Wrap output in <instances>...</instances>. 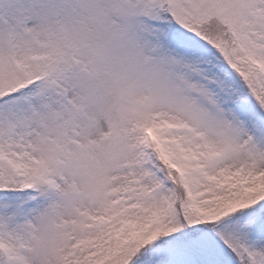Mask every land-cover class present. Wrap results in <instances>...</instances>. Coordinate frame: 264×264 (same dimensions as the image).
<instances>
[{
    "label": "rangeland",
    "instance_id": "rangeland-1",
    "mask_svg": "<svg viewBox=\"0 0 264 264\" xmlns=\"http://www.w3.org/2000/svg\"><path fill=\"white\" fill-rule=\"evenodd\" d=\"M214 2L234 45L190 21ZM260 208L264 0H0V264H264Z\"/></svg>",
    "mask_w": 264,
    "mask_h": 264
},
{
    "label": "trees",
    "instance_id": "trees-1",
    "mask_svg": "<svg viewBox=\"0 0 264 264\" xmlns=\"http://www.w3.org/2000/svg\"><path fill=\"white\" fill-rule=\"evenodd\" d=\"M163 15L164 13L160 17L163 18ZM190 21L192 25L195 27L196 32L207 40L220 39L223 42H227L228 43L227 45H230L232 42L236 43L234 42L235 41V36H234L235 31H234V26L232 24V18L230 15H227L223 11L222 7L218 5L216 2L212 3L211 8L208 11H206L204 14L194 16L190 19ZM231 45H234V44H231ZM153 145L154 144L152 142V146ZM152 146L150 145V148H152ZM158 165L163 170L162 175L170 179L169 181L171 185H173V188L179 200L180 201L187 200L188 198L187 186H189L191 200L193 201L194 196L192 195L190 185L189 184L184 185V182H182V179H180L181 173H180V170L178 169V166H175L173 164L168 165L164 163V161L160 158H159ZM175 206L179 209L180 202L178 201L175 204ZM196 209L198 210L197 206L195 205V208H194V206L192 205L191 207L184 206V208L180 210L179 214L182 220L181 229H183L184 232L187 231V234H192L193 231H194L193 234H197V235H200L203 231H208L215 235L217 233V235L220 236L219 238L225 240V238L223 237L224 236L223 228L224 226L227 225L225 221L227 218H224L222 220L221 219L208 220L199 210L198 212ZM254 213H256L255 215L259 219L258 221L264 220V209L263 208L255 210ZM233 217L238 218L239 215L235 214ZM258 223H261V222H258ZM190 231L191 233H189ZM158 235L160 236L156 238L155 240L156 242H154L151 246L157 245L158 247H162L164 245H167L166 243L168 240L174 239V238H170V236L173 235V232L172 234H169V235H166L165 233H160ZM176 235H181V233H178ZM177 238H180V237L177 236ZM134 240L135 242H137L138 246L141 245L140 241H137L136 238H134ZM225 243H227L226 247L232 250V257L235 260L239 261L240 264H250L249 263L250 261L248 260V258H245V256H241V259L237 256V254L239 253L237 250L233 252V249H235V245H239V244H237L236 242H232L230 243L231 244L230 245L227 241ZM239 243L241 244L242 241H239ZM143 249L145 250L146 247H144ZM143 249H140V250H143ZM140 254H142V252ZM2 256L3 254L0 251V257ZM147 257H150V251L145 250L143 255L140 256L138 260H136L133 264H137L138 262L144 259H147ZM157 261L158 260L156 259L155 263H152V264H157ZM0 263H1V259H0ZM145 264H150V263L145 262Z\"/></svg>",
    "mask_w": 264,
    "mask_h": 264
}]
</instances>
